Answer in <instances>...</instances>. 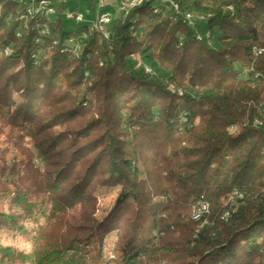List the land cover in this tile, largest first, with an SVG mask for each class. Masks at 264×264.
<instances>
[{"label": "trees", "instance_id": "obj_1", "mask_svg": "<svg viewBox=\"0 0 264 264\" xmlns=\"http://www.w3.org/2000/svg\"><path fill=\"white\" fill-rule=\"evenodd\" d=\"M65 1L0 0V264H264V0L145 3L108 39Z\"/></svg>", "mask_w": 264, "mask_h": 264}, {"label": "built area", "instance_id": "obj_2", "mask_svg": "<svg viewBox=\"0 0 264 264\" xmlns=\"http://www.w3.org/2000/svg\"><path fill=\"white\" fill-rule=\"evenodd\" d=\"M58 4V6L55 5V2ZM65 0H47L46 2H34V0H31L30 4H33L34 6V16H45V17H53L56 16L58 12V7L64 2ZM141 1H155L160 4V6L165 7L166 1H173L175 5V11L179 10V7L176 6L175 0H120L119 3V11L122 14H128L131 9L136 5V3ZM100 11L96 12L94 14V17L91 21V24L95 29H97L101 34H106L109 38L110 31L109 26L110 23L113 20V14L110 10L107 9V2L105 0H101L99 4ZM224 12L233 13L235 11V8L233 6L224 7L222 9ZM24 18V17H23ZM66 19L69 21L82 23L84 21V18L80 14H72L67 13ZM207 18H203V16H193V22H188L189 25L195 27L197 24V21L204 22ZM197 37H200V32L197 31ZM47 33V31H45ZM201 40V37H200ZM209 40H210V34H209ZM256 54V51H255ZM246 75L248 76V79L251 80V83L257 84L261 80V74L256 72L253 67H250L246 70ZM234 196L242 198V194L239 191H236V193H233ZM235 205V204H234ZM208 208L209 205L207 203H203L200 205V207L196 210V212H203V216L208 214ZM196 212L194 214V219H196Z\"/></svg>", "mask_w": 264, "mask_h": 264}, {"label": "rangeland", "instance_id": "obj_3", "mask_svg": "<svg viewBox=\"0 0 264 264\" xmlns=\"http://www.w3.org/2000/svg\"><path fill=\"white\" fill-rule=\"evenodd\" d=\"M15 1L21 2V3H24V4H28V3L31 2V0H15ZM38 1H40V0H38ZM100 1L101 0H66L65 1L66 2V14L67 13L80 14L84 18V21L82 22V24L88 23V22H90V19L93 17L92 14H91V11H92V13H96V12L100 11V9H99ZM105 1L108 2L109 0H105ZM54 3H55L56 6H58L56 1ZM119 3H120V0H115V3L114 4H110V6H108V8H107L108 10L110 9V11H112V14H113V20L110 23V26L114 22V20H116L117 18H119L122 15V13H120V11H119ZM58 9H59V7H58ZM222 9H224V8H222ZM171 12H173V11H171ZM191 15H192V17L195 16L192 13H191ZM197 16H203V18H208L209 17V16H206V15H203V14H199ZM66 25H67L68 29L72 28V23L69 20H66ZM110 26H109V28H110ZM203 28H204V24L202 22L197 21L195 29L200 32V37L201 38H206V39L209 40V34H206V35L202 34L203 31H204ZM45 31H47V30H45ZM109 31H110V29H109ZM210 42L213 43L214 46L216 45V37H215L214 34H212V35L210 34ZM8 52H9V50H7L5 52L6 55L8 54ZM135 59H137V58H135ZM138 66H139V64H138ZM141 67H144L146 72H148V73H152L153 72L152 69L149 68V66H147V65L141 64ZM230 131L233 132L234 129H230ZM110 203H111V201L109 200L108 202H104V203L100 204V206L102 208H101V212L99 213L98 216L104 215L105 211L109 208Z\"/></svg>", "mask_w": 264, "mask_h": 264}, {"label": "bare ground", "instance_id": "obj_4", "mask_svg": "<svg viewBox=\"0 0 264 264\" xmlns=\"http://www.w3.org/2000/svg\"><path fill=\"white\" fill-rule=\"evenodd\" d=\"M37 1L38 0H34V2H37ZM46 1L47 0H40L38 2H46ZM150 2H155V1H141V2H138V3H136V5H134V7L132 9H135V8L145 4V3H150ZM175 3H176V6L179 7V4L176 1H175ZM165 7L167 9H170L171 11H175V5H174L173 1H166L165 2ZM27 14L28 15H34V6H33V4H30L29 7L27 8ZM185 18H186L187 22H193V17L191 15V13H186ZM101 35H102L103 38L108 39L106 34H101ZM18 36H20V34H18ZM202 213L203 212L198 213L196 215V219H198Z\"/></svg>", "mask_w": 264, "mask_h": 264}, {"label": "crops", "instance_id": "obj_5", "mask_svg": "<svg viewBox=\"0 0 264 264\" xmlns=\"http://www.w3.org/2000/svg\"><path fill=\"white\" fill-rule=\"evenodd\" d=\"M115 3V0H109L108 2H107V8H108V6H110V4H114ZM110 10V9H109ZM112 12V11H111ZM91 14H92V16L94 17V14L95 13H92V11H91ZM93 17L90 19V22L92 21V19H93Z\"/></svg>", "mask_w": 264, "mask_h": 264}]
</instances>
